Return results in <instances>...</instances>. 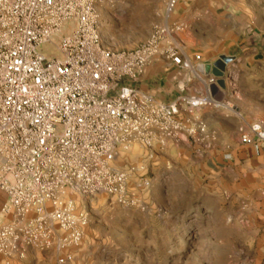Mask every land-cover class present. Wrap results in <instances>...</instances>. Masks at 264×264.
<instances>
[{"label":"built area","instance_id":"obj_1","mask_svg":"<svg viewBox=\"0 0 264 264\" xmlns=\"http://www.w3.org/2000/svg\"><path fill=\"white\" fill-rule=\"evenodd\" d=\"M113 1L0 0L2 259L55 251L58 264H70L89 224L78 198L106 194L138 205L128 193L133 170L115 165L121 148L137 139L152 150L160 138L192 142L201 152L209 148L203 111H234L213 96L220 79L206 73L202 55L189 57L181 38L187 26L168 21L179 0H167V22L130 50L109 49L102 39L101 9ZM48 43L62 58L40 51ZM157 58L182 73L168 102L137 86ZM228 65L224 80L235 87L237 63ZM239 132L241 143L259 153L264 123L247 122Z\"/></svg>","mask_w":264,"mask_h":264},{"label":"rangeland","instance_id":"obj_2","mask_svg":"<svg viewBox=\"0 0 264 264\" xmlns=\"http://www.w3.org/2000/svg\"><path fill=\"white\" fill-rule=\"evenodd\" d=\"M166 2H107L100 20L105 46L112 50L141 46L154 26L165 22ZM73 25L67 23L63 35ZM56 43L45 44L40 51L62 58ZM150 155V149L133 139L128 148H121L115 163L119 169L133 170L128 193L138 205L118 204L106 194L78 198L89 224L81 247L72 252V264H264V246L249 241L243 225L231 218L227 198L213 194V183L197 172L189 173L185 181L176 173L170 181L168 161L150 160ZM144 181L150 185L141 187Z\"/></svg>","mask_w":264,"mask_h":264},{"label":"crops","instance_id":"obj_3","mask_svg":"<svg viewBox=\"0 0 264 264\" xmlns=\"http://www.w3.org/2000/svg\"><path fill=\"white\" fill-rule=\"evenodd\" d=\"M168 21L187 26L181 38L192 60L200 54L208 66L221 56L231 57L239 75L235 87L228 82L212 86L213 96L234 111H203L208 149L199 152L192 142L156 138L150 160L168 161L170 181L176 173L184 181L189 173L202 174L214 184V195L227 198L231 218L243 225L249 241L264 246V146L256 153L241 143L239 132L247 122L264 123V0H179ZM181 75L170 61L157 58L137 86L168 102L178 94ZM58 258L55 251L30 250L25 260L0 258V264H58Z\"/></svg>","mask_w":264,"mask_h":264},{"label":"water","instance_id":"obj_4","mask_svg":"<svg viewBox=\"0 0 264 264\" xmlns=\"http://www.w3.org/2000/svg\"><path fill=\"white\" fill-rule=\"evenodd\" d=\"M234 61V58L221 56L213 65L205 66L204 69L207 71V74H213L218 77L220 80L218 84L222 87L225 86L224 73L226 71L227 65ZM200 70L203 69L201 65Z\"/></svg>","mask_w":264,"mask_h":264}]
</instances>
